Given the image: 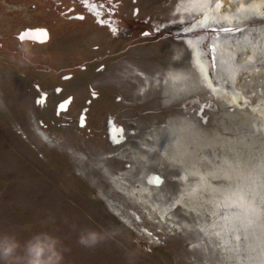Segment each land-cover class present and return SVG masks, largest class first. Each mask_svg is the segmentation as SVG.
Wrapping results in <instances>:
<instances>
[{
    "label": "rangeland",
    "instance_id": "1",
    "mask_svg": "<svg viewBox=\"0 0 264 264\" xmlns=\"http://www.w3.org/2000/svg\"><path fill=\"white\" fill-rule=\"evenodd\" d=\"M178 1L113 0L119 33L103 0H14L50 37H0V264H264V26L202 45L210 77Z\"/></svg>",
    "mask_w": 264,
    "mask_h": 264
},
{
    "label": "flooded vegetation",
    "instance_id": "2",
    "mask_svg": "<svg viewBox=\"0 0 264 264\" xmlns=\"http://www.w3.org/2000/svg\"><path fill=\"white\" fill-rule=\"evenodd\" d=\"M94 1V0H89ZM96 1V0H95ZM154 2V0H151ZM113 0H103L101 2L100 6L104 13V27L108 30H114L115 32L118 31L120 33L121 31V25H125L126 23V17L124 16V12L121 13L120 7L122 4L118 3L115 4L112 3ZM217 7L216 4L212 3L211 6L208 8L207 11L202 12L201 14H186L187 18L185 20L189 22L196 23V27L192 30V32L186 34V38H188L191 41V44L194 46L195 53H199V57L206 62V64L210 61L207 60V54L204 50L202 45H205L209 39L212 38V36L216 35H224V34H243L245 33V30H252L256 26H264V10L261 11H248L243 10L240 11L243 13H251L252 16L249 14L248 16H244L241 20L235 19L232 21H228L229 19H224L220 21V23L215 20V15H213L212 9ZM264 9V6H263ZM236 11H239L238 9ZM2 14H4L7 19L8 23H5L4 25L0 26V37H4V33L8 32L10 33V38L13 41L11 44L14 45V48H18L20 52H22V55H27L28 50L31 47H44L45 44L49 42L50 37V31L47 28L42 27H36L31 28L27 27L25 25L20 24V20L23 21L24 18L27 17L28 13L23 14L22 11H16L14 8V0L6 2V7L0 11ZM243 13V14H244ZM206 14V15H205ZM19 15V16H18ZM206 16V17H205ZM76 17V16H75ZM192 17V18H190ZM197 17V18H196ZM77 18H84V14H77ZM132 24L136 27H141L143 24V21L139 20H131ZM142 23V24H141ZM146 23V21L144 22ZM203 25V26H202ZM18 27V28H17ZM17 29V30H16ZM152 30V29H151ZM45 33L46 39L41 40L40 36L36 33ZM199 32V33H198ZM201 32V34H200ZM30 33H34L33 35H30ZM8 36V35H5ZM118 38V33L116 34L115 40ZM193 39H197V41H193ZM117 41V40H116ZM1 43V40H0ZM109 45V43H107ZM207 74V73H206ZM208 74L211 76L210 67H208ZM207 74V75H208Z\"/></svg>",
    "mask_w": 264,
    "mask_h": 264
},
{
    "label": "bare ground",
    "instance_id": "3",
    "mask_svg": "<svg viewBox=\"0 0 264 264\" xmlns=\"http://www.w3.org/2000/svg\"><path fill=\"white\" fill-rule=\"evenodd\" d=\"M231 0H224V3L225 2H230ZM245 0H237V2H238V4L239 5H241V3L242 2H244ZM247 1H249V6L251 7V9L253 10V11H261V10H264L263 9V6H264V1H262V0H247ZM211 2V0H179L178 1V4H177V6H176V8L178 9V10H187V11H192L193 13H191V14H201L202 12H205L206 11V9L208 8V6H209V3ZM236 2V3H237ZM233 4V3H232ZM235 4V3H234ZM233 4V5H234ZM244 5V4H243ZM242 5V6H243ZM235 6V5H234ZM254 9H253V8ZM206 15V14H205ZM206 17V16H205ZM196 58L198 59V55H196ZM200 60H201V58H200ZM197 62V61H196ZM202 62V61H201ZM199 66V65H198ZM208 67H210V65L209 64H205V67H202V66H199V69H203L204 70V73H205V70L208 72ZM203 73V74H204ZM203 78H204V82H205V84L208 86V83H207V77L206 76H203ZM210 81V83H211V80H209ZM229 101V104H233V103H237V104H240V103H242L243 102V100H242V97H241V95H239L238 93H236L234 96H233V99H231V100H228ZM240 102V103H239ZM236 120H237V118H236ZM262 124V127H263V129H264V122L263 123H261ZM177 147H178V149L176 150V153H175V155H174V157H173V163L175 164L176 162H182L183 163V166L182 167H184V168H186V163H185V161H184V158H185V156L187 155V151L185 150V148L181 145V144H179V143H177ZM175 158H177V161H175L176 159ZM155 182L156 183H158V184H160L159 183V181L158 180H155Z\"/></svg>",
    "mask_w": 264,
    "mask_h": 264
},
{
    "label": "snow or ice",
    "instance_id": "4",
    "mask_svg": "<svg viewBox=\"0 0 264 264\" xmlns=\"http://www.w3.org/2000/svg\"><path fill=\"white\" fill-rule=\"evenodd\" d=\"M217 179L222 181V182H228L232 179V177L230 175H227V174H221L220 176L217 177ZM225 188L231 190L232 194H238L237 190L233 187V185L231 183L222 184L221 187L219 189H217V191L222 192V191H224ZM205 191L207 192V189H205Z\"/></svg>",
    "mask_w": 264,
    "mask_h": 264
},
{
    "label": "water",
    "instance_id": "5",
    "mask_svg": "<svg viewBox=\"0 0 264 264\" xmlns=\"http://www.w3.org/2000/svg\"><path fill=\"white\" fill-rule=\"evenodd\" d=\"M34 33H30V35H33ZM38 34V36H40L41 40H44L46 38V34L45 33H36Z\"/></svg>",
    "mask_w": 264,
    "mask_h": 264
}]
</instances>
